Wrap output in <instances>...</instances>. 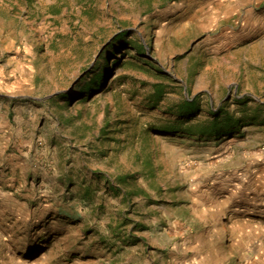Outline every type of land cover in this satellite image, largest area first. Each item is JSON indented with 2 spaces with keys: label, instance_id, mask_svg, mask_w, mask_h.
<instances>
[{
  "label": "rangeland",
  "instance_id": "1",
  "mask_svg": "<svg viewBox=\"0 0 264 264\" xmlns=\"http://www.w3.org/2000/svg\"><path fill=\"white\" fill-rule=\"evenodd\" d=\"M1 142L0 264H264V0H0Z\"/></svg>",
  "mask_w": 264,
  "mask_h": 264
},
{
  "label": "trees",
  "instance_id": "2",
  "mask_svg": "<svg viewBox=\"0 0 264 264\" xmlns=\"http://www.w3.org/2000/svg\"><path fill=\"white\" fill-rule=\"evenodd\" d=\"M147 47L145 45H140L138 46V49H137V53L139 54V56H143L145 57L144 53L147 51ZM119 68V65L114 66V69H117ZM114 70H112L113 72ZM104 87V84L103 85H98L97 88L99 89H102ZM97 90V89H96ZM98 91V90H97ZM186 108L187 111L186 112H183V113H187V114H192L195 110H198L196 104H195V100L193 101H187L186 100ZM219 112V111H218ZM215 116H216V119L210 123H207V124H202V125H190V130H192L191 132L194 133V134H219V130L222 128L223 126V123L219 120V115H217L216 113H214ZM225 127L228 128V127H232V126H235L236 124H238V121L235 117H228L227 120H225ZM167 130H170V129H167Z\"/></svg>",
  "mask_w": 264,
  "mask_h": 264
},
{
  "label": "crops",
  "instance_id": "3",
  "mask_svg": "<svg viewBox=\"0 0 264 264\" xmlns=\"http://www.w3.org/2000/svg\"><path fill=\"white\" fill-rule=\"evenodd\" d=\"M4 145L2 144V142H1V145H0V167L1 168H3V169H5L4 168ZM0 172H3L1 169H0ZM4 173V172H3Z\"/></svg>",
  "mask_w": 264,
  "mask_h": 264
}]
</instances>
